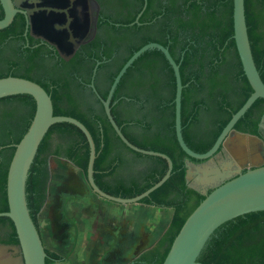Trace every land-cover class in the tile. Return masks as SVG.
Masks as SVG:
<instances>
[{
    "label": "trees",
    "instance_id": "16d2710c",
    "mask_svg": "<svg viewBox=\"0 0 264 264\" xmlns=\"http://www.w3.org/2000/svg\"><path fill=\"white\" fill-rule=\"evenodd\" d=\"M166 2L162 8L166 13L165 17L173 19L177 26L178 50L167 44L163 46H168L171 56L180 66L184 87L181 107L184 141L193 151L205 153L212 148L225 126L252 93L234 40L233 0H166ZM245 10L253 57L264 82V0H245ZM140 48H135L120 63L116 72L111 74L110 85L100 91L103 98H107L115 77ZM150 55L162 57L161 69L168 72L169 78V83L164 87L167 88V93L159 92L160 87L147 88L150 90V97L143 119L134 118L135 116L122 118L119 114L117 116L113 106L111 114L132 144L144 150L166 154L173 161L170 179L140 202L147 206L171 209L173 216L157 243L141 253L133 264H163L186 219L205 199L200 191L189 185L186 178L185 161L187 159L194 163L201 161L189 158L178 143L175 128L176 78L164 55L159 51L146 52L135 61L122 78L113 101L118 98L128 79H133L135 72L139 74L141 62ZM35 57L16 48L10 39V28L0 30V78L16 76L32 80L30 74L40 66ZM154 62L157 64L152 58L147 63L150 71L155 67ZM50 75H52L50 86L40 81H32L41 85L51 96L55 116L73 117L90 131L97 152L94 179L102 191L116 197L133 198L147 191L165 176L168 170L166 160L131 151L119 139L104 112L94 115L89 104H86L85 109L79 108L77 97L72 92L73 83L65 74L52 72ZM140 79L138 76L135 77L129 90L130 95H127L136 102L139 101L138 89L142 86ZM204 83L209 89L211 100L226 114L224 117H218L217 125L206 133L192 128L195 122H199L197 112L203 99L196 97L192 101L193 95L189 93L190 87L194 88L196 85L202 87ZM235 83L242 84V98L232 103L229 95L237 93ZM122 104L126 108V102ZM260 104H264V99H258L239 120L235 126L237 131L259 136L260 115L255 121L250 119L252 109ZM227 107L231 111H228ZM35 112L36 101L31 95L0 99V212L9 210L7 176L15 145L28 131ZM243 122L247 127H243ZM124 150L134 155L132 159L126 157L128 168L126 181L116 179L113 181L111 178L115 177L118 169L124 165ZM221 152L222 149L218 154ZM51 157L67 159L87 176L90 148L86 136L72 124L59 123L50 128L41 143L30 169L26 188L30 215L38 229L39 214L47 201L50 181L48 162ZM138 159H146L149 163L142 170H137ZM0 227H6L13 232L10 240L0 236V244H19L15 226L9 218L0 217ZM46 253V264L65 261L64 257L48 249ZM198 261L203 264H264V211L237 217L219 227L206 244Z\"/></svg>",
    "mask_w": 264,
    "mask_h": 264
},
{
    "label": "water",
    "instance_id": "95a60500",
    "mask_svg": "<svg viewBox=\"0 0 264 264\" xmlns=\"http://www.w3.org/2000/svg\"><path fill=\"white\" fill-rule=\"evenodd\" d=\"M145 1L144 9L147 6V0ZM1 2L5 10V17L0 20V30H4L13 23L16 10L12 0H1ZM233 4L234 40L244 74L252 88V94L241 109L233 115L210 150L205 153H197L190 149L184 141L181 120L184 87L180 66L173 59L168 48L163 45L152 43L135 52L115 77L107 99L102 100L107 119L113 130L131 151L145 156L159 157L168 163L165 176L147 191L133 198L112 196L97 186L94 179L97 152L90 131L83 123L73 117L55 116L52 98L41 85L22 77L0 78V99L27 94L36 101L34 118L24 137L15 145V152L8 169L7 199L9 210L0 212V217H7L13 222L19 244L0 245V264H46V247L40 231L30 215L26 188L29 172L39 147L53 125L69 123L79 128L86 136L90 148L87 181L93 192L101 198L118 204H140L143 199L148 198L170 179L173 172L171 158L166 154L144 150L132 144L117 125L110 108L115 91L128 69L151 49H157L164 54L175 74V128L181 149L189 158L198 161H209L222 149L235 164L234 171L230 170V165H227L228 168H226V171L234 174L233 177L223 181L210 193L201 192L205 199L186 219L163 264H203L198 259L211 236L219 227L237 217L264 211V141L259 136L235 129L236 124L252 105L258 99H264V82L251 49L245 0H233ZM92 87L96 91L95 86L92 85ZM186 178L188 179V173Z\"/></svg>",
    "mask_w": 264,
    "mask_h": 264
},
{
    "label": "flooded vegetation",
    "instance_id": "af4514ba",
    "mask_svg": "<svg viewBox=\"0 0 264 264\" xmlns=\"http://www.w3.org/2000/svg\"><path fill=\"white\" fill-rule=\"evenodd\" d=\"M12 2L16 14L13 23L8 27L10 39L20 52L35 55V60L40 65L30 74L32 80L50 86L52 76L50 74L62 72L73 83L72 92L77 97L79 108L85 109L86 104H89L94 115L103 112L106 115L102 100L107 98H103L100 91L110 85L111 74L116 72L120 63L135 48L152 43L178 48L177 26L173 19L165 17L166 13L162 8V5L167 3L166 0H151L150 5V0H147L145 9V0H12ZM4 17L5 10L0 0V20ZM155 51L159 50L151 49L147 52ZM152 58L157 64L154 62L155 67L150 71L147 63ZM161 65L162 57L159 55H150L141 62L139 74L135 72L133 79H128L126 86L118 94V98L114 101L112 98L110 108L111 106L115 108L117 116L119 114L122 118L135 116L134 118L143 119L150 97V90L147 88L156 86L161 88L159 92L167 93V88L164 87L169 83L168 72L161 69ZM70 76L72 78H69ZM136 76L141 78L142 83L138 89V102L127 96L130 95L129 90ZM242 88L241 83L238 85L235 83L237 93L229 95L232 103L241 100ZM190 89L192 101L196 97L203 99L197 112L199 122H195L192 128L206 133L217 125L218 117H224L226 114L211 100L205 83L202 87L196 85ZM123 102H126V108ZM227 110L231 111L228 107ZM259 115L258 132L264 141V104L256 105L252 109L250 121H255ZM242 125L247 127L244 122ZM127 173L124 156V165L111 179L126 181ZM12 233L11 229L0 227L2 238L10 240ZM135 260L129 264H133Z\"/></svg>",
    "mask_w": 264,
    "mask_h": 264
},
{
    "label": "rangeland",
    "instance_id": "374dc122",
    "mask_svg": "<svg viewBox=\"0 0 264 264\" xmlns=\"http://www.w3.org/2000/svg\"><path fill=\"white\" fill-rule=\"evenodd\" d=\"M124 156L134 158L126 150ZM186 161L189 185L203 193L234 176L226 171L227 165L234 171L235 164L225 151L209 161ZM148 163L138 159L136 169ZM49 164L47 202L38 218L40 232L45 247L65 258L51 264H129L166 231L169 209L130 204L124 211L117 210L122 204L95 194L85 173L73 163L51 157Z\"/></svg>",
    "mask_w": 264,
    "mask_h": 264
},
{
    "label": "crops",
    "instance_id": "0c3cea01",
    "mask_svg": "<svg viewBox=\"0 0 264 264\" xmlns=\"http://www.w3.org/2000/svg\"><path fill=\"white\" fill-rule=\"evenodd\" d=\"M126 205H128V204H126ZM126 205L125 204H122V206H117L118 207V209L117 210H123L124 211V209L126 208ZM140 205H143V204H140ZM144 206H147V205H144ZM149 207H152V206H149ZM165 208H163V210H164ZM170 210V211H169ZM167 212L170 214V217L168 216V214H167V216H168V219H169V224H170V221H171V219H172V216H173V212L171 211V209H169ZM169 226V225H168ZM168 228V227H167Z\"/></svg>",
    "mask_w": 264,
    "mask_h": 264
}]
</instances>
